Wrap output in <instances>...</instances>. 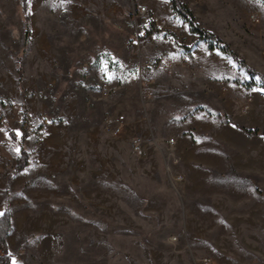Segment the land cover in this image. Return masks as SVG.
Wrapping results in <instances>:
<instances>
[{"label": "rangeland", "instance_id": "obj_1", "mask_svg": "<svg viewBox=\"0 0 264 264\" xmlns=\"http://www.w3.org/2000/svg\"><path fill=\"white\" fill-rule=\"evenodd\" d=\"M230 1L195 0L199 24L264 75V15L262 26L247 19L264 0H245L246 19L233 8L242 0ZM26 2L27 43L22 0H0V141L13 131L8 143L20 150L30 132L16 191L56 201L59 214L20 217L29 234L16 263L264 264V91L237 85L248 76L218 53L215 90L205 89L215 103L186 104L195 99L181 90L188 74L152 52L163 30L144 36L151 28L136 19L145 5L170 25L148 5L169 9L163 0ZM152 58L163 65L146 66ZM232 73L238 82L223 80ZM105 123L121 133L106 134ZM175 133L196 136V151L177 150Z\"/></svg>", "mask_w": 264, "mask_h": 264}, {"label": "crops", "instance_id": "obj_2", "mask_svg": "<svg viewBox=\"0 0 264 264\" xmlns=\"http://www.w3.org/2000/svg\"><path fill=\"white\" fill-rule=\"evenodd\" d=\"M163 1L165 2V4L168 5L169 9H164V10L156 9L155 7L151 6V4L148 3V5L153 11L168 15L171 21L170 25L172 28H174V31L170 30L171 32L167 33L166 31L163 30L166 40L165 42H162L160 44V47L154 49L152 52L154 54L157 53L160 55L164 54L165 56L163 55L164 59L162 58V61L169 60L175 63H180L183 57H188L189 63L187 66H182L183 68L182 71H185L186 75L188 74L189 76L187 75L188 79H184V81L180 82V84H181V90L182 91L184 90L183 93L193 96L195 99L185 100L184 102L186 104L195 102L196 104L206 103L210 105L213 102L215 103V94L213 93L209 95L208 91L205 92V89L211 88L215 90V71L217 72L218 69L215 68V59L214 61H210V60H213V58L217 56L216 54L220 52L217 50H208L206 43L200 40L196 34L192 33L189 30L188 25L173 13L170 7L169 0H163ZM184 2L189 6V8L192 9L198 21L197 18L198 16L194 9V5L196 4L195 0H184ZM229 2H236V1L229 0ZM255 5L256 6L253 7L255 8L254 10L256 11V14L260 17V22L252 21L249 17V13L247 15V19L255 26L256 25L262 26L260 24H262L261 15H264V3L262 1H259L257 4L255 3ZM253 7L250 6V3L248 1L246 2L245 0H242L236 3V5H234L233 8H235L236 12L240 15V17L246 19L245 15L248 9H252ZM209 8L210 11L213 12V14L216 13L214 1ZM119 11L120 9H118L117 7L110 9V12L113 13L114 12L117 13ZM219 12L220 15L223 14L221 10ZM262 30L264 32V25L262 26ZM167 31H169V29H167ZM209 31L213 32L212 30ZM225 57L227 56L225 55ZM217 74L219 75L220 72H218ZM222 78L226 82H233V81L236 82L235 73H232L231 75L223 74ZM237 85L241 86L242 83ZM227 88H225V90ZM242 88H246V87L242 85ZM198 95H201V97H199ZM241 98L242 99L240 100V102L243 104V102H245V99H243L244 98L243 92ZM198 116L200 117V115ZM175 136H176L175 147L177 150H184L187 148L189 149L188 151L192 153L196 151V148L199 146L198 142L195 143L193 142V139L195 140L196 136L191 137L189 135H184L180 138L179 136H177L176 133ZM0 138H4V137L0 135ZM8 141L10 142L12 141V138L10 136L8 137ZM8 141L7 143H5L6 146L4 147L1 145V141H0V156H4V154L5 156L7 155L9 156L8 159L6 160L4 159L5 156L3 159L2 157H0V215L4 212L5 208H7L12 215V229L8 235L7 243L9 247V252L11 254L12 262L13 264H17L16 262L18 260V256L20 255L19 251H21L22 245H24V242L28 239V234H29L27 230L23 229L20 217L57 215L59 214L58 212L59 208L57 207L58 204L56 201H53L51 206H48L44 202V197H42L41 195H32L31 193H19L16 191L18 189V184H20L21 181L23 180L25 170L28 166L19 173L15 174L13 176L10 185L7 186V180H6L7 174L14 167L16 163V159L19 154V148L16 151H14L11 143H8ZM193 144L195 145L193 146ZM6 147L9 148V151L5 150ZM8 188L10 190H13L12 191L13 193H11V195H9L7 192ZM28 201H32L34 203L30 205L28 204ZM54 202L55 204H53ZM32 229H35V226L32 227ZM25 256L28 257L27 254Z\"/></svg>", "mask_w": 264, "mask_h": 264}, {"label": "trees", "instance_id": "obj_3", "mask_svg": "<svg viewBox=\"0 0 264 264\" xmlns=\"http://www.w3.org/2000/svg\"><path fill=\"white\" fill-rule=\"evenodd\" d=\"M170 7L173 13L178 16L183 22H185L189 30L196 34L200 40L206 43L208 50H217L220 53L226 55L229 59H231L240 69H243L246 75L248 76L247 79H244L241 83L246 88H250L252 86H258L264 91V75L259 73L258 71L254 70L247 63L241 58L226 42L216 36L213 32L203 28L197 21L193 11L183 0H169ZM22 13L24 16V39L25 43L28 42L30 29H29V8L26 0H22ZM157 30L150 29L146 31L144 36H149L154 34ZM176 41V38H175ZM17 71L20 72L19 66H17ZM236 81V80H235ZM238 82V81H236ZM23 118L24 123L23 125L26 126L28 124V112L26 108L23 109ZM42 126V124H40ZM245 131L249 134H258L257 129H245ZM9 136L14 140L17 141V136L15 132L9 131ZM30 132L23 129V134L21 137L20 150L19 155L16 159V163L12 170L7 174V186L10 185L13 176L20 171H22L27 165L29 161L30 153L22 147V142H24L27 137L29 136ZM12 229V215L10 211L5 208L4 212L0 215V264H13L11 254L9 252V247L7 243V238Z\"/></svg>", "mask_w": 264, "mask_h": 264}, {"label": "built area", "instance_id": "obj_4", "mask_svg": "<svg viewBox=\"0 0 264 264\" xmlns=\"http://www.w3.org/2000/svg\"><path fill=\"white\" fill-rule=\"evenodd\" d=\"M136 19L141 21L143 19L144 21V26H146L147 28H154V29H158V30H164V29H172L174 30L172 27H170L169 22L167 20V18L163 17V16H159L156 14H150L147 11V7L145 5H142L139 7L138 12L136 13ZM250 19L254 22H259V17L256 14H251L250 15ZM141 24H140V28H141ZM189 63V59L188 57H183L180 61V65L181 66H186ZM144 64L148 67H152V68H156V67H160L163 65L162 61L160 58H152V59H146L144 61ZM150 82V77H146V76H142L141 77V83L142 84H148ZM109 86L107 83H103L102 85V91L104 95H107L109 92ZM103 131L106 134L115 136V135H119L121 133V126L120 125H112L109 123H105L103 125ZM174 140L171 138L169 140V142H173ZM133 151L135 154L141 155L144 152V148L141 145L140 139L136 138L135 139V143L133 144ZM174 162H177V158L173 159ZM173 181L178 182L181 180V175H177L175 176L173 179ZM208 263V259H202L200 261V264H207Z\"/></svg>", "mask_w": 264, "mask_h": 264}]
</instances>
